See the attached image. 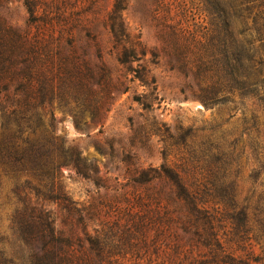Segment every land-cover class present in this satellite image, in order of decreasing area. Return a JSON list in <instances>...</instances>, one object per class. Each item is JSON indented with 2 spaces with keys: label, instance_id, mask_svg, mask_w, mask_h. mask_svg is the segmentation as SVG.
Masks as SVG:
<instances>
[{
  "label": "rangeland",
  "instance_id": "1",
  "mask_svg": "<svg viewBox=\"0 0 264 264\" xmlns=\"http://www.w3.org/2000/svg\"><path fill=\"white\" fill-rule=\"evenodd\" d=\"M114 1L42 7L56 16L54 41L28 62L54 81L43 89L54 99L41 107L42 126L85 163L63 168L65 192L90 209L89 231L105 238L110 264H264V218L256 210L246 225L234 218V142L243 126L234 92L218 89L234 53L221 0H128L123 16L136 50L127 54L108 24ZM0 14L26 28L21 0H1ZM243 165L241 202L252 185ZM163 166L210 191L213 220L183 217L168 180L154 178Z\"/></svg>",
  "mask_w": 264,
  "mask_h": 264
},
{
  "label": "trees",
  "instance_id": "2",
  "mask_svg": "<svg viewBox=\"0 0 264 264\" xmlns=\"http://www.w3.org/2000/svg\"><path fill=\"white\" fill-rule=\"evenodd\" d=\"M221 2L222 28L233 29L234 53L225 63L230 78L225 76L218 89L234 92L242 114L243 129L234 142V218L246 225L252 211L264 218V0ZM21 3L28 13L26 28L0 14V264H110L105 238L89 231L90 209L74 201L61 183L65 166L84 163L82 152H71L54 129L42 126L46 112L41 107L54 99L52 90L43 89L53 88L54 81L28 63L54 41L56 16L42 8L45 0ZM127 6L128 0H115L108 19L115 44L126 54L136 50L123 16ZM244 161L252 185L241 202L238 178ZM155 177L168 180L189 223L213 220L205 208L210 191L200 183L169 166L155 169ZM74 220L84 226V237L74 234Z\"/></svg>",
  "mask_w": 264,
  "mask_h": 264
}]
</instances>
